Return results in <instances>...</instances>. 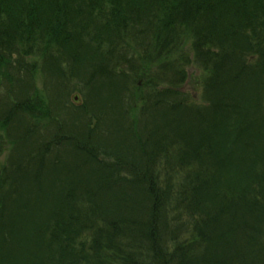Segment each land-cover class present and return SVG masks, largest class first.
Returning <instances> with one entry per match:
<instances>
[{"label":"trees","instance_id":"obj_1","mask_svg":"<svg viewBox=\"0 0 264 264\" xmlns=\"http://www.w3.org/2000/svg\"><path fill=\"white\" fill-rule=\"evenodd\" d=\"M1 145L0 264H264V0H0Z\"/></svg>","mask_w":264,"mask_h":264},{"label":"rangeland","instance_id":"obj_2","mask_svg":"<svg viewBox=\"0 0 264 264\" xmlns=\"http://www.w3.org/2000/svg\"><path fill=\"white\" fill-rule=\"evenodd\" d=\"M42 62L43 61L41 60V57L36 58L35 63L37 64L38 67H41V68L44 67ZM60 66L63 70H67V64L66 63L64 64V66H62V64H60ZM186 70H187L188 80L180 88L181 92L187 94V96L190 97V99H195V100H197V102H200L199 98L201 96V92H202L201 87H202V82H203V78H204V77H202V72H201V70H198V67H196L194 64H190V65L188 64V66L186 67ZM48 71L50 72L49 74L42 71L44 77L36 75L35 84L37 87L38 95H43L47 99L48 102L50 101V103L53 105V108L54 107L57 108L58 103L62 104V102H64V104H63L64 106H68L67 103L72 102L73 104L76 105L75 107L80 108L83 104V96L82 97L80 96V93H78V90L81 88V86L84 85V82H83L84 78H82V76H80V75H75V76L73 75V76H70V78L69 77L67 78V76H66V78H64V80H60V78L55 76V73L52 72V67H50ZM81 71H82L81 69H77V72H81ZM46 78H47V80H46ZM85 80H87V79L85 78ZM62 85L67 86V91L64 90L66 95L63 93L64 94V97H63L64 100H60L59 99L60 94H58V92L60 93V90L62 89V87H61ZM44 86H45L46 93L43 91ZM126 102H127L126 107L131 112V115H129V119H133V120L136 119L137 114H138V112H137L138 106L135 104L134 99L127 100ZM62 114H64L63 111L59 115L61 116ZM52 116H53V112H52ZM79 120H81V119L79 118ZM51 121L52 120H50V119H48L47 121H40L42 129H43L41 131H45V132L47 130L51 131L52 130V128H51L52 122ZM81 122L83 124V117H82ZM88 123H89V121H88ZM41 131H39V132H41ZM42 133L45 134L44 132H42ZM6 149H7L6 146H4V145L0 146V164L1 163L4 164L5 158L8 155V153H7L8 150H6ZM22 160L23 159H20L19 165L22 164L21 163ZM32 190H34V189H32Z\"/></svg>","mask_w":264,"mask_h":264}]
</instances>
